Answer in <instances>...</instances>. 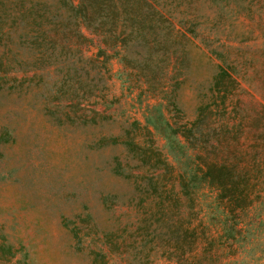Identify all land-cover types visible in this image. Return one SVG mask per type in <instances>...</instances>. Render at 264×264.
<instances>
[{
    "label": "rangeland",
    "instance_id": "rangeland-1",
    "mask_svg": "<svg viewBox=\"0 0 264 264\" xmlns=\"http://www.w3.org/2000/svg\"><path fill=\"white\" fill-rule=\"evenodd\" d=\"M241 2L239 21L234 23L231 3L222 23L206 29L214 36L210 43L224 55L223 65L243 88L241 110L234 117L243 118L242 124L249 126L236 134H243L241 149L251 154L257 143L255 117L264 104V0ZM197 4L202 20L216 18L217 5ZM85 34L90 40L79 50L93 60L103 46L97 37ZM185 49L182 55L180 44L174 45L170 65L163 69L171 83L179 82L173 98L177 108L164 106L165 115L178 124L194 120L198 106L211 101L210 88L221 64L198 40L188 42ZM106 54V68L97 66L90 74L98 83L97 97L89 99L100 112L96 123L84 124L80 118L90 117L92 104L82 109L71 107L69 99L63 98L61 104L52 99L46 86L55 77L51 67L42 71L41 80H14L33 73L14 71L8 82L0 84V264H91L92 249L108 251L101 242L105 232L118 236L119 244L124 240L119 253L110 254L112 263H140L139 238L130 246L134 240L130 234L137 222L148 217L151 207L142 193L144 183L132 175L146 167L124 145L102 144L101 139L122 135L133 120L143 124L145 107L155 101L150 91L157 92L161 85L146 88L119 54L111 48ZM164 95L159 97L164 99ZM216 116L212 118L217 120ZM138 133L139 143H149L150 137L155 147L166 152L162 136L154 133L144 139L142 131ZM178 157L184 159L181 153ZM116 167L122 173H116ZM174 193L180 197L177 182ZM212 197L213 191L200 190L195 210L207 213L205 221L215 234L221 216L210 205ZM245 218L249 225L235 235L233 246L228 248L226 240L218 246L216 237L202 264H264V202L256 204ZM163 249L164 245L151 256V264H174L161 255Z\"/></svg>",
    "mask_w": 264,
    "mask_h": 264
},
{
    "label": "trees",
    "instance_id": "trees-1",
    "mask_svg": "<svg viewBox=\"0 0 264 264\" xmlns=\"http://www.w3.org/2000/svg\"><path fill=\"white\" fill-rule=\"evenodd\" d=\"M198 2L217 5L216 18L202 20L203 15L197 13ZM231 3L236 23L243 14L241 0H0V84L8 82L14 71L33 72L30 77L14 80H41L42 71L51 67L55 77L46 86L54 101L61 104L66 98L71 107L82 109L92 104L90 117H80L84 124L96 123L100 114L95 103H89L98 91L96 76L90 74L97 66L106 68L107 48L121 56L146 88L153 90L157 83L161 85L157 92L150 91L155 101L145 107L143 124L133 120L122 135L101 139L102 144L124 145L146 167L142 173L132 175L144 183L142 193L151 207L148 217L137 222L130 234L134 236L130 246L139 238V264H151V256L163 245L161 255L174 264H202L216 237L218 246L225 245L226 240L231 248L235 235L249 225L245 218L249 211L264 202V104L255 117L256 150L244 153L240 145L243 134L236 132L243 133L249 123L243 125V118L234 117L241 110L239 93L243 88L223 65L224 55L210 43L214 36L206 29L222 23ZM85 31L104 47L98 49L93 60L79 50L90 40ZM195 40L221 64L210 88L211 101L198 106L194 120L178 124L165 115L164 106L177 108L173 98L179 82L171 83L163 69L170 65L174 45L180 44L183 55L185 45ZM100 56L104 58L101 65ZM161 94H165L164 99L159 97ZM215 116L217 120L212 118ZM141 131L144 139L154 133L162 136L166 154L150 137L149 143H139ZM178 153L184 157L182 161ZM114 171L122 173L117 167ZM175 182L180 197L174 193ZM200 190L213 191L210 205L221 216L215 234L205 221L207 213L195 210ZM117 238L111 232L103 233L101 242L108 251L92 249L91 264H114L110 254L119 253L124 242L119 244Z\"/></svg>",
    "mask_w": 264,
    "mask_h": 264
}]
</instances>
